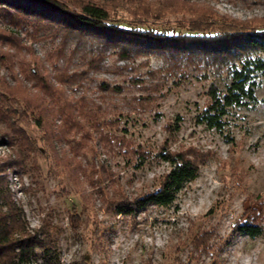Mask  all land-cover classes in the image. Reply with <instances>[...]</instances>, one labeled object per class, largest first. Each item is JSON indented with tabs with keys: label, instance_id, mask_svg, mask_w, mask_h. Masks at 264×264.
<instances>
[{
	"label": "rangeland",
	"instance_id": "obj_1",
	"mask_svg": "<svg viewBox=\"0 0 264 264\" xmlns=\"http://www.w3.org/2000/svg\"><path fill=\"white\" fill-rule=\"evenodd\" d=\"M53 1L73 14L102 8L109 24L144 36L264 31V0ZM183 47L151 50L0 6V111L18 107L16 95L19 107L29 101L37 110L19 121L31 142L24 154L0 117V187L30 235H47L54 247L46 256L36 250L33 264H264V73L257 102L230 109L221 130L209 129L196 117L230 74ZM161 151L193 161L196 179L169 207L116 214L167 174ZM246 222L262 235L235 231Z\"/></svg>",
	"mask_w": 264,
	"mask_h": 264
},
{
	"label": "trees",
	"instance_id": "obj_2",
	"mask_svg": "<svg viewBox=\"0 0 264 264\" xmlns=\"http://www.w3.org/2000/svg\"><path fill=\"white\" fill-rule=\"evenodd\" d=\"M26 1L29 5L40 7L41 10L8 0H0V6L12 8L23 17L33 16L46 22L63 21L64 25L68 24L69 27L79 24L108 35H120L124 39L132 38L134 41L142 40L151 50L164 52V48H172L175 44L177 48L184 46L182 52L194 55L203 53L207 57L219 60L222 67L229 72L231 82L222 90L211 88L208 93L209 104L196 117L198 124H204L209 129L221 130L224 124L222 119L230 109L242 108L257 102L256 76L264 73V31H240L232 38L224 35H202L197 33V30H189L195 35L168 36L152 32L153 35L144 36L145 32L138 31V33L109 24L107 12L96 6L85 5L82 7V14H73L59 6L57 1ZM53 11L61 18L54 19L48 15ZM32 76L36 75L32 73ZM10 97L19 107L20 97L17 95L13 96L14 98ZM18 107L11 106L0 111V117L12 134V142L16 144L19 152L24 154L29 152L31 142L20 127L19 121L28 113L33 116L37 110L29 101L24 102L20 109ZM34 121L39 124L38 119ZM158 157L169 164L170 169L167 174L154 190L137 197L131 203L122 202L116 205L114 210L116 214L132 216L138 209H145L148 206L169 207L173 204L177 193L198 176L197 166L182 153L171 154L161 151ZM21 215V210L14 205L7 190L0 187V262L4 264H33L36 250L42 251L45 256L54 250L49 236L30 235ZM235 231L251 239L262 235V228L254 222L240 224ZM204 235L205 232L200 234L202 237L198 236L195 239L202 240L199 245L204 244Z\"/></svg>",
	"mask_w": 264,
	"mask_h": 264
}]
</instances>
